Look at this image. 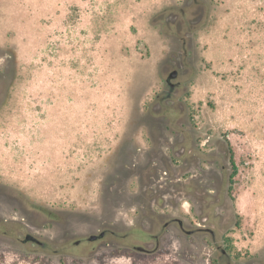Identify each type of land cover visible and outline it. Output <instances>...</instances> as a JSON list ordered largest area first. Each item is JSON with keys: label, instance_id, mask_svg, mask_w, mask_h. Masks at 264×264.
Segmentation results:
<instances>
[{"label": "rangeland", "instance_id": "1", "mask_svg": "<svg viewBox=\"0 0 264 264\" xmlns=\"http://www.w3.org/2000/svg\"><path fill=\"white\" fill-rule=\"evenodd\" d=\"M215 240L264 264V0H0V264H226Z\"/></svg>", "mask_w": 264, "mask_h": 264}, {"label": "flooded vegetation", "instance_id": "2", "mask_svg": "<svg viewBox=\"0 0 264 264\" xmlns=\"http://www.w3.org/2000/svg\"><path fill=\"white\" fill-rule=\"evenodd\" d=\"M181 68V67H180ZM175 72V76L171 77V74ZM179 75V71L178 70H172L171 72H169L167 74V77L165 78V84L167 86V95H170L177 87V82L176 79L178 78ZM191 157V152L187 151L186 153V157L183 158L180 156V158H182L183 162L187 161L188 158ZM184 186H187L188 188L191 187L190 182H187L184 184ZM193 190V189H192ZM181 194L182 189L179 191ZM227 192V191H226ZM212 193V194H209ZM195 194H198L201 198L200 199H195L194 203L196 208L199 210V212L201 211V209L203 210V208L206 209V214L201 217V222H202V226L196 228L197 232H201V233H205L208 234L210 236H214V222L216 220L221 219L222 215V208L225 209L224 207V202L220 201L218 199V196L220 194V191H213V192H208V194L205 193H200L198 191L193 190L188 196H195ZM206 197V198H205ZM177 225L178 228L182 231H184L187 235H190L192 233L191 230H185L184 226H183V222L181 220H175L174 221ZM104 232V236L106 235L107 232ZM220 232V230H219ZM31 243V242H29ZM36 244V243H33ZM36 245H40L44 247V244H36ZM149 246L148 243H144L143 246L140 247H136L139 251H147L146 247ZM214 246H215V252L218 254V262H221V259L226 260V264H235L234 261L230 260L229 254L226 253V250L223 248V245L220 243V241H214Z\"/></svg>", "mask_w": 264, "mask_h": 264}, {"label": "water", "instance_id": "3", "mask_svg": "<svg viewBox=\"0 0 264 264\" xmlns=\"http://www.w3.org/2000/svg\"><path fill=\"white\" fill-rule=\"evenodd\" d=\"M175 76V72H173L171 74V77H174ZM104 237V232H100L99 234H95V235H91L87 238L88 241L92 242V241H96L98 239H101ZM21 242L24 244V243H36V244H40V241H38L34 236H32L31 234H26L24 236V238L21 240Z\"/></svg>", "mask_w": 264, "mask_h": 264}, {"label": "trees", "instance_id": "4", "mask_svg": "<svg viewBox=\"0 0 264 264\" xmlns=\"http://www.w3.org/2000/svg\"><path fill=\"white\" fill-rule=\"evenodd\" d=\"M231 162H232V165H233V161H232V159H231ZM235 174V169L233 170V172H232V176H230V179H232L233 178V175Z\"/></svg>", "mask_w": 264, "mask_h": 264}]
</instances>
